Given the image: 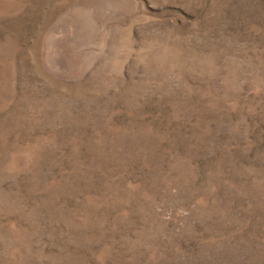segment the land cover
I'll use <instances>...</instances> for the list:
<instances>
[{
	"label": "rangeland",
	"instance_id": "obj_1",
	"mask_svg": "<svg viewBox=\"0 0 264 264\" xmlns=\"http://www.w3.org/2000/svg\"><path fill=\"white\" fill-rule=\"evenodd\" d=\"M0 264H264V0H0Z\"/></svg>",
	"mask_w": 264,
	"mask_h": 264
}]
</instances>
